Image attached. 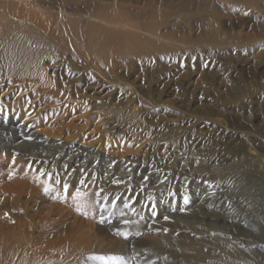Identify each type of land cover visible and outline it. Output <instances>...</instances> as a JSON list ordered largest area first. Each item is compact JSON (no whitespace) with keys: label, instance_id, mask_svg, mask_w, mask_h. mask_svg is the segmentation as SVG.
Masks as SVG:
<instances>
[{"label":"rangeland","instance_id":"374dc122","mask_svg":"<svg viewBox=\"0 0 264 264\" xmlns=\"http://www.w3.org/2000/svg\"><path fill=\"white\" fill-rule=\"evenodd\" d=\"M26 1L29 13L67 38L65 45L56 34L47 48L40 34L26 44L35 54L28 69L43 67L39 75L57 97L46 95L38 107L26 89L0 82V104L17 102L1 116L16 113L36 135L88 152L66 151L37 165L0 151L9 159L0 172H17L4 181H14L19 194L0 191V264H264L243 252L236 235L198 215L214 188L247 200L264 221L262 190L250 170L264 169V0H183L184 11L175 14L166 0L118 1L105 12L117 21L138 18L141 11L131 7L165 9L151 21L173 33L161 40L175 50L131 58L105 52L97 66L76 46L90 14L84 0ZM22 110L29 118L18 115ZM68 156L82 167L63 163ZM164 161L182 172H161ZM99 168L130 175L111 184ZM259 229L241 228L254 235ZM202 230L223 238L212 250L219 261L198 259L184 241L213 242L199 238Z\"/></svg>","mask_w":264,"mask_h":264},{"label":"bare ground","instance_id":"6f19581e","mask_svg":"<svg viewBox=\"0 0 264 264\" xmlns=\"http://www.w3.org/2000/svg\"><path fill=\"white\" fill-rule=\"evenodd\" d=\"M104 1H107L108 3ZM118 1L137 2V0H84L83 2L87 11H90V14L85 17L87 19L86 20L87 22H85L84 30L81 31L80 34L79 33L77 34V38L79 39L78 40L79 42L76 43L77 44L76 46H80L79 50H81L82 54L86 55L88 59H90V64L97 66L99 60L101 61L106 58L103 54L105 52L107 53L109 52V55L113 54V56L121 55L127 57L129 56L130 58L133 56H141V55L153 54V53L159 54V53L174 52L175 49H172L173 48L172 46L167 45L166 43H162L163 40H161L164 39V37H167V39L174 38L173 36H171L173 35V33L171 31H167L166 29L165 31L161 32L159 28L156 26V24L151 21L152 17H154L155 15L158 16L160 12L162 13V11L165 12V9L156 11L157 8H153V7L150 9H144L143 7L141 8L131 7V12L133 13L136 10H140L141 11L140 16L138 18L132 16L131 20L133 21L132 22L128 21L129 22L128 23L125 20H123L121 16L119 17L118 15H116L118 18V21L114 18V20H116L115 22L116 23L118 22V24H116L114 20L110 19L111 17L108 16L105 12L109 7H111V5L118 6ZM149 1L150 0H145V2H149ZM207 1L209 3L211 2L210 0ZM166 3L165 5L167 6V8H169V10H172L173 14H175L177 10L184 11L186 6L183 0H173L172 3L166 0ZM28 4L29 3L26 0H0V82L6 83V81H8L10 83H13L14 84L13 87L9 88L13 91L19 89H26L27 91L26 92L24 91L25 93L28 92L26 97L32 96L35 99L36 105L38 106L37 103L43 100V97H45L46 95L47 96L45 98L47 100L48 97L49 98L51 97L50 99L52 100L50 101H53L56 99L57 94H56V89L55 88L53 89L52 86L49 84V80H45V79L42 80L41 78L42 75L40 77L39 72H41V69L43 67L42 68L35 67L30 70L28 69L29 66L27 65L26 60L29 57H33L35 54L33 51H30L31 48L29 49L28 46H26V44L28 45L29 42L34 43L35 41H37V39L39 38L38 36H40V34L43 35L45 39L48 38L46 39L47 41H44V44L42 46L47 48L51 44L56 42L55 39L56 34H59L58 39L61 40L60 42L64 43L65 45H67L66 43L67 38H65L66 36H63L60 33H58L56 28L54 29V27L50 26V24H52L51 20L43 19V18L41 19V16L39 19L35 15L29 13L31 10L28 12V9L26 8ZM119 7L121 6L119 5ZM26 9L27 11H25ZM62 26L60 25L57 28H60L59 30H62L63 29ZM107 47L109 50H107ZM106 55L108 56V54ZM40 74H42V72ZM29 93H31V95H29ZM21 102L22 104L24 103L22 100ZM16 103L17 102L15 101L14 103H10L6 101L5 103L0 104V151L1 152L18 154L23 157L22 159L32 160V164L33 163L37 164V161H41L44 163L46 162L48 163L50 161L55 162L57 160L62 159V157L64 156L62 154L63 152L66 151H68V153L73 152L77 154V157H81V156L83 157L86 155V153L88 152V149L86 147H81L79 145L76 148H74L75 146L73 147L63 142L57 143L53 139L47 140L45 139L46 137L44 136L36 135L38 132L35 129H32L30 127L31 125L23 124L22 122H17L16 113H13V115L8 119L1 116L2 112H4L6 108L13 109L14 106L17 105ZM24 105L25 104H23V106ZM18 115H24V117H28L30 114L28 115L26 111L22 110L19 112ZM228 136L235 137L234 132ZM68 157L63 160V163L74 162L75 164L73 165H79V167H82V163H84V161L81 164H77L76 163L78 161V159H76L77 157H69V158ZM6 159H8V157L0 156V163L5 161ZM157 167L163 173L172 172L174 174H180L182 172L180 167L179 169L175 170L173 169V164H170L169 162H165V161L162 162L161 164H158ZM27 170H29L31 174L37 173L36 171L34 172L29 168H27ZM99 170L101 174L105 176L102 179L106 180L107 182H110L111 184H115L118 181V177L130 175L129 172L125 173V169L123 170L121 169L120 170L121 173H112V175L111 174L108 175V173H106L103 168H99ZM250 170L252 176L257 177L254 178V180L256 181L257 185L260 187L259 189L262 190L259 191V195H262L261 199L262 201H264V191H263L264 169H257L256 166L254 165L251 166ZM39 172H41V168ZM13 174H17V172L12 171V172H7L6 174L0 172V191L12 192L16 190L17 185L14 181H9L10 184L4 181V179L13 180V178H9L10 175ZM18 175L21 174L18 173ZM248 175L246 177H248ZM139 177L140 176L138 175L134 176V178H139ZM154 177L155 176H153V179H155ZM53 181H55V179H53ZM206 186L208 187L210 186V184ZM207 189L208 190H206L205 192L206 194L203 196L204 201L200 202L199 204V207L201 209L199 212L200 214L198 213V215H200L201 218H203V220L208 221V223L209 221H213L215 225H218V228L221 229L219 230L221 234H225L227 236L233 235V237L234 235H236L237 236L236 238H238L240 246L241 244L243 245L244 248L243 252H249L250 254L256 256L258 259L263 260L262 262L264 263V221H261L257 211L253 209L252 210L249 209V204L248 202H246L247 200L245 201L244 198H243L244 200H242L240 198H237L236 196H233L230 193L224 192L219 189L218 190L214 188L213 189L207 188ZM12 193H16V192H12ZM187 226H191V225H187ZM242 227H248V228L259 227L260 229L258 231V234L254 235L250 231H242L241 230ZM184 229L185 232H188L190 234H191L190 231H193V229L189 227H185ZM203 231L205 230L195 233L199 236V238L201 236H207V238H210L211 241L213 242L217 241L218 244L217 243L215 244L213 242H205L204 245H200L201 242L199 241L194 242L186 237L184 241L191 245L192 251L195 257H197L198 259L202 258L201 257L202 254L203 258H207L208 260L211 261L212 260L219 261L218 260L219 258L215 259L213 257L212 250L217 248V245L219 247L220 243L224 244L223 238H220L217 235L214 236L212 233L208 234ZM190 234H187V236H189ZM199 238L197 239L196 237L195 239L199 240ZM198 242L200 244H198ZM206 248L207 250H205L204 251L205 253L203 254L202 253L203 251L201 250ZM231 257L234 258V256Z\"/></svg>","mask_w":264,"mask_h":264},{"label":"snow or ice","instance_id":"6c2138e0","mask_svg":"<svg viewBox=\"0 0 264 264\" xmlns=\"http://www.w3.org/2000/svg\"><path fill=\"white\" fill-rule=\"evenodd\" d=\"M45 191H47V189H45ZM165 219H167V218H165Z\"/></svg>","mask_w":264,"mask_h":264}]
</instances>
